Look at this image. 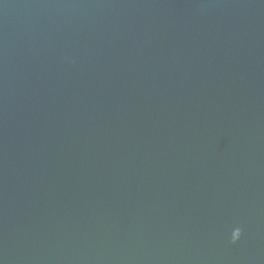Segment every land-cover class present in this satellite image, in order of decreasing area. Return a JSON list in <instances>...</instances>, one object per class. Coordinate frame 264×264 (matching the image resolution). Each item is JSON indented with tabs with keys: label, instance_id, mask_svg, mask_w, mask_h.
Listing matches in <instances>:
<instances>
[{
	"label": "water",
	"instance_id": "1",
	"mask_svg": "<svg viewBox=\"0 0 264 264\" xmlns=\"http://www.w3.org/2000/svg\"><path fill=\"white\" fill-rule=\"evenodd\" d=\"M0 264H264V0H0Z\"/></svg>",
	"mask_w": 264,
	"mask_h": 264
},
{
	"label": "clouds",
	"instance_id": "2",
	"mask_svg": "<svg viewBox=\"0 0 264 264\" xmlns=\"http://www.w3.org/2000/svg\"><path fill=\"white\" fill-rule=\"evenodd\" d=\"M241 230L239 228H236L232 233V241L235 242L240 238Z\"/></svg>",
	"mask_w": 264,
	"mask_h": 264
}]
</instances>
